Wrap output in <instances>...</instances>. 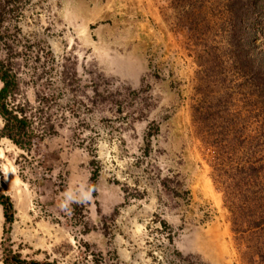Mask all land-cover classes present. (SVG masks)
<instances>
[{"label": "rangeland", "instance_id": "1", "mask_svg": "<svg viewBox=\"0 0 264 264\" xmlns=\"http://www.w3.org/2000/svg\"><path fill=\"white\" fill-rule=\"evenodd\" d=\"M230 2L0 0L26 117L0 138V264H264V22Z\"/></svg>", "mask_w": 264, "mask_h": 264}, {"label": "trees", "instance_id": "2", "mask_svg": "<svg viewBox=\"0 0 264 264\" xmlns=\"http://www.w3.org/2000/svg\"><path fill=\"white\" fill-rule=\"evenodd\" d=\"M231 20L234 26L241 27L240 30L249 37L250 35L257 34L253 32V25L256 22L254 17L259 16V21L264 22V0H231L229 4ZM264 27V26H263ZM264 52L260 54V60L256 61L253 66L256 69L264 70ZM11 72L7 70L2 62H0V80L2 81V88L0 89V115L4 117L5 124L0 131V138L7 137L13 140L12 129L15 128L18 136L26 135V117H21L18 119L16 116L8 111L7 105L4 102L6 95L9 91H13L16 88L15 75H11ZM260 77V76H259ZM254 78L257 79L258 76L255 73ZM16 124H13V120ZM0 205L3 208V215L7 222L12 220V214L9 212L11 209L10 201L7 197L0 194ZM264 222L259 224L256 222L253 228L261 229ZM14 264H26V262L21 261L18 256L11 257ZM36 264V263H30Z\"/></svg>", "mask_w": 264, "mask_h": 264}, {"label": "crops", "instance_id": "3", "mask_svg": "<svg viewBox=\"0 0 264 264\" xmlns=\"http://www.w3.org/2000/svg\"><path fill=\"white\" fill-rule=\"evenodd\" d=\"M182 60H184V59H182ZM191 78L192 77H189V74H187V75L185 74V78L184 79L186 81H189ZM181 109H182L181 114L183 115V119L185 120V116H187V114H188L187 107H182ZM182 123H185V122L183 121ZM182 123L181 124L178 123V124H176V126L178 128H180L183 125ZM180 151H182V153H183L184 156H190V154H191V148L190 147L181 148ZM0 211H1L0 212V215L3 216V209L1 208Z\"/></svg>", "mask_w": 264, "mask_h": 264}]
</instances>
